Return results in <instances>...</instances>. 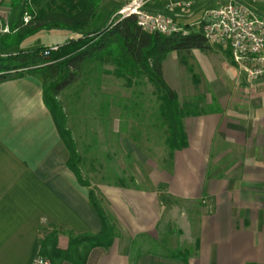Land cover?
<instances>
[{"label": "crops", "instance_id": "0c3cea01", "mask_svg": "<svg viewBox=\"0 0 264 264\" xmlns=\"http://www.w3.org/2000/svg\"><path fill=\"white\" fill-rule=\"evenodd\" d=\"M179 53L162 60L165 81L180 103L183 82L203 96L182 117L187 145L173 150L162 185L97 183L117 233L108 247H92L85 264H264V81L249 82L225 48L206 43L189 50L188 66L200 71L193 82ZM67 156L39 76L0 81V264H29L43 224L100 231L91 185L79 182ZM199 199L194 217L180 203Z\"/></svg>", "mask_w": 264, "mask_h": 264}, {"label": "trees", "instance_id": "16d2710c", "mask_svg": "<svg viewBox=\"0 0 264 264\" xmlns=\"http://www.w3.org/2000/svg\"><path fill=\"white\" fill-rule=\"evenodd\" d=\"M29 1L39 2L10 0L7 19L9 29L0 33L1 48L19 45L26 37L42 29L81 30L94 17L101 0H44L43 4L35 7ZM26 7L29 8L30 18L24 22L22 15ZM205 46L200 29H189L187 32L176 30L169 34L150 32L139 26L135 14L129 13L111 19L96 29L80 31L58 44H42L0 54V81L25 72L39 76L44 103L67 149V166L73 170L80 183L89 185L78 165L80 155L65 124L64 113L57 98L59 90L78 77L83 61L98 58L102 53L111 57L115 55V59L122 57V60H116L119 71L124 68L152 80L158 86L157 114L161 124L165 125L166 144L173 151L187 145V135L177 93L162 75V60L170 50L189 51L192 47ZM89 199L101 220L100 231L75 233L56 224L40 226L38 253L49 257L53 264H61L63 261L85 264L92 247L106 248L111 244L117 233L114 214L105 209L103 198L93 188L89 189Z\"/></svg>", "mask_w": 264, "mask_h": 264}, {"label": "rangeland", "instance_id": "374dc122", "mask_svg": "<svg viewBox=\"0 0 264 264\" xmlns=\"http://www.w3.org/2000/svg\"><path fill=\"white\" fill-rule=\"evenodd\" d=\"M123 1L101 0L94 17L81 30L42 29L26 37L19 45L8 49L0 47V54L42 44H58L80 31L103 26L109 20L120 17V8L130 0H126L124 4ZM217 1L193 0L188 8H171L167 11L176 25L186 30H199L204 9L218 5ZM9 2L10 0H2L0 4L2 22L7 21L9 17ZM43 3L44 0L29 1L34 7ZM147 5L163 8L165 2L151 0ZM253 7L264 13V0H257ZM22 18L24 22L30 18L29 8H25ZM186 24L189 26L186 27ZM1 32L4 31L0 29ZM113 56L102 53L98 58L83 61L78 77L59 90L57 98L64 113L65 124L80 155L78 165L82 175L89 181L91 188L97 189V183L101 181L139 188L154 187L161 184L163 173L172 172L174 160V153L165 141V125L161 124L157 114L158 86L146 75L139 76L124 68L119 71L116 60H122V57L115 59L117 56ZM179 60L185 63L187 78L191 77L195 82V76H199L200 71L194 62L191 63L194 67L188 66L187 63L192 60L189 51H180ZM241 75L244 76L242 73ZM181 78L184 80L185 77ZM248 80L251 82L262 79ZM183 83L182 87L178 88L177 85V91L183 102L179 103L184 116L199 109L196 101L200 102V99H197L203 96L199 86L194 85L197 89L193 90L192 85ZM202 104L200 106H206L207 109L215 106L214 102ZM62 148L67 154L63 142ZM96 193L98 194V191ZM180 203L191 209L192 214H189L194 217L202 201L183 200ZM163 206L162 209H165L166 205ZM118 222L121 223L120 220Z\"/></svg>", "mask_w": 264, "mask_h": 264}, {"label": "built area", "instance_id": "2783aa9c", "mask_svg": "<svg viewBox=\"0 0 264 264\" xmlns=\"http://www.w3.org/2000/svg\"><path fill=\"white\" fill-rule=\"evenodd\" d=\"M149 1L130 0L120 8L119 15L135 14L139 26L150 32L188 31L172 21L167 9L188 8L193 0H161L165 2L163 8L148 6ZM256 1L218 0V5L204 9L199 29L208 45H219L228 51L233 64L246 79L264 80V13L253 7ZM1 16L0 9V29L8 31L7 21L2 22ZM29 264L53 263L49 257L37 253Z\"/></svg>", "mask_w": 264, "mask_h": 264}]
</instances>
